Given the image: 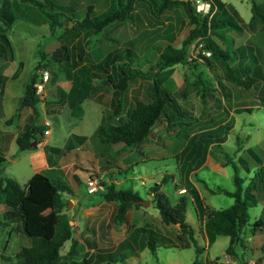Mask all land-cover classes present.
<instances>
[{
  "label": "rangeland",
  "instance_id": "rangeland-1",
  "mask_svg": "<svg viewBox=\"0 0 264 264\" xmlns=\"http://www.w3.org/2000/svg\"><path fill=\"white\" fill-rule=\"evenodd\" d=\"M150 1L139 0V7L146 6L145 4ZM156 1L153 0V2ZM88 2L94 3L99 2V0H0L1 16L5 21L7 20L5 29L0 30V33H3L7 40H0V83H4L1 96L3 103L0 104V152L6 158L2 174L13 177L21 186L33 172H42L49 176L57 186L60 197L67 199L62 211L72 215L73 218L70 223L73 226V236L77 239L74 246L75 252L67 253L70 240H65L59 249L58 257L51 264H74L82 256L90 253L94 256L98 255L99 252L97 251L99 250L96 247L107 246L111 248L110 253L107 252L110 260L116 258L110 262L111 264H190L194 258H197L200 264H242L243 259H245V264H256V261L264 264V186L261 193L260 191L255 193L256 203L247 207V226L257 217H260L263 223L254 233L249 232L246 228V233L242 236V245L238 244L233 248L236 257L225 252L228 237L222 234H208L209 237L206 235L208 244L200 239V243H204V248L197 257L194 256L192 245L188 247L173 245L172 242L175 240L174 227L177 224H164L158 219L157 210L150 202L151 196L149 195V187L154 182H160L163 175L166 178L161 181L160 189L165 193L170 203L174 202L178 194L184 193V191L181 193L175 192V188L183 184L186 168H190L196 163L195 159L189 162L188 158H184V153L180 155L175 153V150L183 144L190 130L202 129L203 126L217 123L220 121L219 119H222L223 113L219 112L222 104H219V102H222V96L227 99L228 104L230 100L231 102L235 100L236 104L242 102L248 104L250 109H242L239 113L234 114L230 122L235 123V130L229 132L225 145L213 148L212 153L222 155V159H226L224 167L215 171L205 165L196 174L192 175L201 191L204 202L214 208L227 206L232 202V197L218 191L216 188L230 190L235 187L233 166L238 175L242 177V185H245L257 167L264 163V38L250 39L247 45L241 48L243 54L240 57V63L243 68L246 65L247 70L245 71L242 68L240 71L238 69L233 71L240 79L251 77L252 83L249 87H241L236 84V92L230 87V84L229 86L222 85L223 80H225L223 77V74H225L224 67L218 66L217 69H210L211 67H207L204 63L197 65V62H194L193 64L192 56L199 51L197 42L194 46L197 51L191 50L192 41L186 45V64H177L176 67L173 66L159 73L158 78L161 85L171 91L172 96L175 97L176 102L183 111L180 114L174 111L171 112L176 113V115L170 119L174 122L170 124L167 130L163 129L166 120L159 118L154 122L153 130H151L153 137L159 129L164 130L163 133L158 132V142L155 146L157 151H152L157 156H148L146 159L142 157V161L138 159L137 162L132 163L130 168L127 169V176L124 177V181L118 185L121 188L130 187L139 194L142 200H148L150 197L147 203L142 204L144 210H141V213L144 215L143 219L148 221V226L155 229L153 234L144 233L142 236L139 232H135L132 236V242L137 247L138 256L126 254L118 259L116 255L122 252L120 246H118V241L127 234L128 230L124 228L126 224H114L111 221V212L114 210L113 202L110 203V209L106 212H103L105 209H100L102 205L93 209L94 206L91 204L96 198L98 190L94 192L87 191L85 180L89 174L96 175L97 178L101 177L97 172L101 169L108 170V174L112 177H123L121 157L125 151L114 153L117 147L115 144H106L98 140L94 133V127L99 122V109H97L94 101L85 97L87 95L81 96V98L79 96L77 99H80V102L76 99L75 105H72L71 100L62 105L60 94H63L66 88L61 84L60 79L64 77L66 70L64 68L68 67V65L65 66L68 58L62 56L58 57L59 60H56L50 57L51 53L49 55L43 53V57H40L41 47L46 50L47 45H49L51 48L55 47L53 50H56V47L59 46L62 32L61 23H58V21L62 19L63 15H68L71 19L72 13L75 14L78 7L82 4L84 6ZM231 2L235 3L234 0H231ZM228 7L230 6L228 5ZM85 10L81 9L79 11L82 14L81 18L85 16L87 12ZM50 14H52L54 23H52V18L49 17ZM157 15L150 12L148 18L151 19ZM177 18H180L181 23L176 31L173 30L174 28L170 23L171 27H168V34L165 35L168 36L167 41L180 44L188 29V23H184V21H187V16L182 7L175 16H170L169 22ZM159 20L162 19L149 20V25L143 30L142 19L135 22L131 18L128 20V23L129 21L131 23L129 35L128 32L116 35L113 31H104V28L100 31L93 30V33L89 32L88 40L83 41L85 49L89 50L88 55L93 57L97 51L99 52L103 48H113V46L118 45L131 35V47L140 54L132 55L130 64L137 67V64L140 63L148 71L151 68L149 69L147 63L151 61L150 65H152L155 61H153L154 57L152 56V54H155L152 45L155 48L156 45L166 42L165 36H159L155 33H160L159 28H157ZM221 27L215 29L218 35L221 34ZM147 28H149L148 31ZM232 31L234 30L232 29ZM214 37L219 39V42L221 41V46L229 47L230 41L228 38L220 39L216 35ZM97 38L100 40H97ZM97 43L98 46H96ZM125 44H127V41H125ZM123 46L122 43L120 47ZM90 59L86 56L85 61L89 62ZM39 60H42L44 67L49 71L48 79L50 74L51 77L45 82V94L47 95V92H49L47 95L49 100L37 98L35 102L36 122L44 123L45 119L48 118L50 133L45 144L40 143L34 149L17 150L14 139H10V137L7 139L5 131L17 134L23 122L28 119L31 113L28 106L20 107L18 103L30 73ZM126 66H129V64L126 63ZM114 69H116V66ZM194 72L201 77V81L196 80V86L192 83L193 86H191L189 82H191V78H194ZM230 83L234 84L233 82ZM180 84L182 85L180 86ZM201 87L205 93L203 94L205 110L199 114L198 111L202 106L199 96ZM180 88L186 90L185 97L179 96L178 90ZM227 91H229V95H227ZM228 97H230L229 100ZM67 101L64 98V102ZM49 107L54 109L51 116L48 115ZM69 109L72 110L70 114L73 117L65 120H73L72 125L65 123L62 116L59 118L56 115V110H60L61 114L67 112V116H69ZM167 114L170 115L169 112ZM209 116H211V124L207 123L206 120L203 123L202 121ZM228 126L220 127L217 129V133L224 134L225 131L223 130L227 129ZM68 130L84 133L85 141L77 144L82 149L73 151V149L62 147L65 140L64 135L69 132ZM44 135L43 133V137ZM1 140L4 141L5 145L1 146ZM192 140H195V138H192ZM69 141L72 144L76 143L72 137H69ZM49 146H56L59 149L54 150ZM5 147H7L6 151L3 149ZM138 149L136 147L128 151L132 158H137L138 154L140 155ZM42 155H47L49 162L53 161L56 165H61L65 161H71L72 164L68 166L62 164L61 167L57 166L56 169L48 170L46 169L47 166H44ZM74 170L77 176L73 174ZM203 180L207 182V185L213 191L203 188ZM174 182L175 186L173 185ZM184 194L186 195V193ZM4 206L0 196V255L1 253H14L21 245L28 243L27 236L20 230L18 222H2L1 211ZM131 209H134V211ZM137 209L140 210L141 208L128 207L127 216L130 217L131 213H135ZM99 211L103 213V219L98 223L94 218L92 220L91 218L95 217ZM196 212L195 206L193 207L187 200L184 212L185 220L193 227L199 224ZM201 227L204 231L206 224L201 225ZM161 234L165 237L162 238ZM148 240H153L155 244L154 253H151L146 245ZM91 243L94 246H91ZM0 264H4L1 257ZM98 264H104V262Z\"/></svg>",
  "mask_w": 264,
  "mask_h": 264
},
{
  "label": "trees",
  "instance_id": "trees-1",
  "mask_svg": "<svg viewBox=\"0 0 264 264\" xmlns=\"http://www.w3.org/2000/svg\"><path fill=\"white\" fill-rule=\"evenodd\" d=\"M114 1V7L101 12L97 17L91 18L86 12L85 16L79 19L75 25L81 27L91 26L97 31L109 21L128 16V10L134 0ZM157 1H159V10L174 3L181 4L184 7L187 16L186 22L188 23L187 32L178 45H173L169 42L156 45L155 48L158 50V58L153 66L149 67V69L151 68L150 70L143 72L137 68H131L130 78L144 77V74H147L145 76L148 80L147 95L146 97L136 99L123 119L118 120L116 123L98 124L95 127L94 133L100 142L111 143L120 141L127 147H133L147 137L154 122L159 118L166 120V127L167 129L169 128L170 124L174 122L170 119L174 118L173 116L176 113L180 114L183 110L176 102L175 97L172 96L171 91L159 83L156 79V74L170 66L186 64V45L194 39L197 40L199 49L204 48L209 50L208 55L198 52L207 67L214 69V62L216 61L220 66L225 68V74L231 81L239 85H245V80L238 78L230 70L227 62L230 60L229 55L223 49L219 40L214 37V35L218 34L215 31L217 27L230 25L225 19L221 20V18L216 16L217 8L207 17V15H200L194 10L193 1ZM214 2L218 7L221 5L219 0H214ZM229 6L237 14L235 9L231 5ZM58 13L61 14L59 11ZM52 14L49 17L52 18ZM63 17L58 23L63 21ZM52 23H54L53 18ZM6 24L7 20L5 21L0 13V30H4ZM0 40L7 41L3 33H0ZM62 56H67V47L65 44H60L50 54V57L55 59ZM40 57L42 58L43 55L41 54ZM44 66L42 60H39L35 64L25 84L23 94L19 99L18 105L20 107L28 106L31 113L28 119L23 122L18 133L15 134L14 141L17 150L36 148V144L42 139L43 130L46 128L45 123L36 122L37 110L35 102L37 97L33 89V82L37 76L36 71L39 67ZM196 77L200 82L201 77L197 74ZM122 78L123 73L121 72ZM191 83L193 85L196 84L195 81L189 82L191 86H193ZM202 87L199 90L200 98H203V94H205L202 91ZM178 94L181 97H185L186 90L180 88ZM172 111L176 113H171ZM195 134L199 136L202 145H206L209 141L213 140L212 138H215L217 145L219 144L217 143L219 134L215 129L194 132L191 136ZM5 161L4 154L0 152V196L5 205L1 211L2 222H18L20 230L27 236L28 243L21 245L14 253H1L0 257L4 264H51L58 257L59 249L63 242L68 239L70 241L67 247V253H74V246L77 243V239L73 236V226L69 223V220L73 218L72 215L62 211L67 199L61 198L57 186L46 174L39 171L33 172L25 183L20 186L13 177L2 174ZM263 176L264 163L259 165L249 181L245 185H242V177L238 175L233 166V182L235 187L230 190L220 187L217 188L224 194L231 196L232 202L224 207L205 208L204 224H206V227L204 231L201 227H193L184 219L186 207L185 195H179L173 203H170L164 192L158 189L159 184L154 182L149 187V192H151L150 202L155 206L162 223L177 224L176 227L173 226L175 240L172 244L179 247L192 245L194 256L197 257L200 254L199 252L204 248L203 244L198 243V239L203 232L206 233L207 237H209L208 234H222L228 237V243L224 249L225 252L236 257V252L233 248L238 244L242 245V236L246 233V228L249 232L254 233L263 223L262 219L257 217L247 226V207L256 203L255 193L262 192L264 186ZM100 183L103 185V190L99 189L96 197L113 202L114 210L111 212V221L114 224H119L124 221L125 212L128 207L143 206L142 203L138 202L140 199L139 194L131 188L115 187L113 182L102 183V179ZM138 229L139 227L136 228V230ZM142 230L143 234H153L150 228L142 227ZM161 236L162 238L165 237L163 235ZM121 242L123 244L125 239H122ZM146 245L149 247L151 253L155 252L153 240L146 241ZM96 249L99 250L98 248ZM98 255L101 257V260L103 259L105 261L104 264H111L110 262L112 260H109L110 258L107 253L103 251ZM74 264H97V261L94 259V254L91 255L90 253L89 255L82 256ZM190 264H200V261L194 258ZM242 264H245V259H243ZM256 264L261 263L256 261Z\"/></svg>",
  "mask_w": 264,
  "mask_h": 264
},
{
  "label": "crops",
  "instance_id": "crops-1",
  "mask_svg": "<svg viewBox=\"0 0 264 264\" xmlns=\"http://www.w3.org/2000/svg\"><path fill=\"white\" fill-rule=\"evenodd\" d=\"M219 2H221V5H219V7H218V6H216L214 0H211V3L214 7V10L217 8L216 16L218 18H221V20L225 19L227 22L230 23V25L222 26L220 28L221 34H219V35L217 34L216 36L220 37V39L221 38H223V39L228 38L229 39L230 45L228 48H226L224 45H222L223 49L228 53L229 58H230V60L227 61L228 65H229L230 70L232 72H234L233 70H235V69H238V71H240V69L243 68V66L240 63V57L243 54L241 52V48H243L244 45H247V42L250 39L264 38L263 37L264 36V0H234L235 3L231 2V0H219ZM158 4H159V1L153 2V0H151L149 3L145 4L146 6L143 5V6L139 7V0H134L132 2L130 9L128 10V13H129L128 16H126L125 18H122V19H114L112 21L107 22L106 24H104L99 29V31L104 28L103 29L104 31H110V32L113 31V33H115L116 35H119L120 33H125V32H128V35H129L131 23H130V21L128 23V20H130L131 18L135 22H136V20L142 19L143 30H145L146 26L149 25V20L155 21L156 18H161L162 20H159L157 23V28H159L160 33L159 34L157 32H155V33L159 36H165L166 42H169V41H167L168 36L165 34H168V31H169L168 27H171L170 23L172 24V26L174 28L173 30H175V31L178 28L179 24L181 23L180 18L179 19L177 18L176 20L173 19L172 22H169L170 16H175L180 11V7H182L183 10H184V7L181 4L174 3V4L167 5L165 8L159 10ZM114 5H115L114 0H99V2H94V3L88 2L87 4H84V6L82 4L81 5L82 7L81 6L78 7V10L75 12V14L72 13L71 19L69 18L68 15H65V17H63V21L61 22L62 35L60 37V44L66 45L67 56H65V58H68L66 65H65V66L68 65V67L67 68L63 67L66 70L64 72V77L62 79H60L61 84H63L66 88L65 92L63 94L62 93L60 94V97L62 99V105L64 103H68L70 100L72 101V105H75V101L79 96L81 98V96L87 95L85 97L90 98L92 101H94L96 106H97V109H99V112H98L99 122L97 123V125L100 123H116L118 120L123 119L126 116L127 111L130 109V107L132 106V104L134 103V101L136 99L146 97L147 88H148V80L145 77V76H147V74L146 75L144 74V77H136L135 79L130 78L131 68L135 67V66H131L130 57L132 55L136 56V55L140 54V52H138L136 49L134 50V48L131 47V39H132L131 35L128 38H125L124 40H122L118 45L113 46V48H108V49L103 48L101 51L100 50H99V52L97 51L96 54L93 55V57H90V55H88L89 50L85 49V45H84L83 41L88 40V37H89L88 34H89V32L93 33L94 28L91 26L90 27H88V26L87 27H81V26L75 25L76 22L79 19H81L82 14L79 12L81 9H86L88 15H90V17L93 18V17H97L101 12L111 9L112 7H114ZM228 5L233 6V8L235 9L237 14H235L231 10V8L228 7ZM150 12L158 14V15L154 16L153 17L154 19L153 18L149 19L148 17L150 15ZM127 17H128V19H127ZM185 22L186 21H184V23ZM162 25H164V27H162ZM232 29L234 31H232ZM148 30H149V28H147V31ZM97 40H100V39L97 38ZM125 41H127V44H125ZM195 42H197L196 39L192 40L191 50L193 49V50L197 51V49L194 47ZM122 43L124 44V46L120 47V45ZM169 43H171L173 45H178V44L173 43V42H169ZM197 45H198V50H199L198 52L201 53L200 49H199V44L197 43ZM96 46H98V43L96 44ZM152 47L155 51V54H152V56L154 57L153 61L155 60L153 62V64H154L158 58V50L156 48H154L153 45H152ZM54 48L55 47L51 48L49 45H47L46 50H45L41 47V52H42L41 54L44 53L46 55H49L51 53V51H53ZM198 52H196V54H194L192 56L193 64H194V62H197V65H199L200 63L201 64L204 63L203 60L201 59V57L199 56ZM86 56L91 58L90 59L91 61L86 62L85 61ZM237 58H239V59L237 60ZM56 60H59V59H56ZM126 63H128L129 66H126ZM150 63H151V61L147 63V65H149L148 67H151L153 65V64L150 65ZM132 64H133V62H132ZM144 65H146V63H144ZM214 65H215L214 69H217L218 66L220 67V64L216 61L214 62ZM115 66H116V69H114ZM171 67H173V66H170L168 68H171ZM174 67H176V65H174ZM135 68H137L138 70L143 71V72L147 71L143 68V66L140 63H138L137 67H135ZM168 68H166V69H168ZM163 70H165V69H163ZM163 70L159 71L156 74V79L158 81H159V78H158L159 73L162 72ZM243 70H245V71L247 70L246 65L243 68ZM121 72L123 73L122 79H121ZM261 72H262V70H261ZM193 74H194V78H191V82H193V81L197 82L196 80H198V79L196 77V73L194 72ZM160 75H163V74H160ZM50 77H51V74H50ZM50 77H49V79H50ZM223 77L225 80H223L222 85L223 86L224 85L229 86V84H230V87H232L234 92H236L235 91L236 83L231 81L224 74H223ZM246 77H249V76H246ZM120 79H121V81H120ZM132 79H133V82H132ZM242 80H245V85H239L238 84L241 87L242 86L249 87L252 83L251 77L245 78ZM229 81L233 82L234 84H231ZM159 83L161 84V81H159ZM144 85H147V86H144ZM3 89H4V83L2 82V83H0V104L3 103V99L1 97L2 93H3ZM81 90H83V91H81ZM48 94H49V92H47V95ZM47 95L45 94L44 99L48 101L49 99H48ZM227 95H229V91H227ZM64 98L67 99L68 101L64 102ZM229 98L230 97H228V100H229ZM77 100H78V102H80V99H77ZM221 100H222V102L221 101L219 102V104L222 103L219 112L223 113L222 119H219L220 121L217 123L211 124V116H209L208 118H205L202 122L204 123V121L206 120V122L210 123L211 125L203 126L202 129L198 128L197 130H190V132H188L183 144L175 150L176 151L175 153H178L180 155H181V153H184L185 154L184 158L185 159L188 158L189 162L192 159H195L196 164L194 166H191L190 168L187 166L188 168H186V170L184 172L183 184L176 186L175 192L181 193L182 191H180V189L184 188V193H186V195L184 193H181V194L185 195L186 201L188 200V202H190V204L193 207L195 206V209L197 211L196 214H197L198 220H199V224H197V226H195L196 228L201 227V225L204 224L205 208L206 207H213V206H211L210 204L208 205L204 202L201 191L199 190V188H198L195 180L193 179L192 175L196 174L198 172V170L202 166H205V165H207L208 167H210L211 169H213L215 171H218L220 168L224 167V163H226V159H222V155H217L214 152L212 153L213 148L215 146L225 145V141L227 140L229 132H232L235 130V123L230 122V120L234 117V114L239 113L242 109H244V110L250 109L249 105L246 103H243V102L241 104H236L235 100H232V102L230 100V103L228 104L227 99L223 96L221 97ZM200 101H202V106L200 107V109L198 111L199 114L205 110V107H204L205 102H204L203 98H200ZM48 109H49L48 115L51 116V114H53L52 112L54 109H52L50 107ZM71 111L72 110H70V109L68 110L69 116H67V112H65L64 114H61L60 110H56V115L59 116V118H60V116H62L65 123H69L70 125H72L74 123L73 120H65L69 117H73L70 114ZM212 121H213V119H212ZM45 122H47L46 127L48 129V132H47V134L45 133L42 140L37 142V144H36L37 146H39L40 143L45 144L46 143L45 141L48 139V135L50 133V127L48 125L49 124L48 118L45 119L44 123ZM226 125L227 126L229 125V126L227 129L223 130V131H225V133L224 134L220 133L219 137L217 138V139H219L217 142V143H219L218 145L216 144L215 138H212L213 140L209 141L206 145L200 146V145H202L201 144L202 142L200 141L199 136L192 135V137H191V134L194 132H199L201 130L204 131L207 129H215L217 131V129H219L220 127H223V126L225 127ZM153 126L151 127L150 131L148 132L147 137L133 147H127V146L123 145V143L120 141L110 143L113 145L115 144L117 146L116 149L114 150V153H116L118 151L119 152L125 151V153L121 157V163H122V165H121L122 170L121 171L123 172V177L122 176H121L122 178L121 177L117 178L116 176L112 177L108 174V170H106V169L97 170V172L101 176V177H99V179H100V181L102 179V183L113 182L115 187H119L118 185L122 184V182L124 181V177L127 176L126 175V173L128 171L127 169L130 168L132 163L137 162L138 159H139V161H142L143 160L142 157L144 159H146L148 156H151V157L157 156L152 151H157V147H155V146L158 142V139H157L159 137L158 132L163 133L164 132L163 129L167 130V127L165 124V128H163V129L161 128L158 131H156L154 133V137H153L151 135L152 134L151 130H153ZM95 127H94V130H95ZM68 131L69 132L66 133V135H64L65 140H64L62 147H65L67 149H73V151H77L78 149H82L81 146L77 145V144L85 141L84 133L74 132L71 130H68ZM5 132L7 135V139H8V137H10V139H12V138L14 139L15 134L10 133L9 131H5ZM174 134H175V132H174ZM69 137H72V139H75L76 143L72 144V142L69 141ZM192 138H195V140H192ZM192 142H195V143L193 144ZM106 144H108V143H106ZM153 144H154V146H153ZM3 145H5L4 141L1 140V146H3ZM49 147L54 149V150L59 149L56 146H54V147L49 146ZM136 147L139 148L138 150L140 151V155L138 154L137 158H132L130 156V154L128 153V151L131 150V148H136ZM237 148H238V146H237ZM4 149H5L4 151H6L7 147H5ZM201 149H203V151L200 152ZM41 157H43L42 159L44 162V166L46 165L47 166L46 169H48V170L56 169L57 166L61 167L62 164L67 165V166L69 164H72L71 161H69V162L65 161L61 165L60 164L56 165V163L53 161L49 162V160L47 159V155H42ZM117 169H118V171H120L119 168H117ZM73 174L76 175L75 170L73 171ZM141 177H143V176H141ZM164 178H166L165 175H163L161 177L160 182H156L159 184V186H158L159 190H161L160 184ZM173 185L175 186V182L173 183ZM126 188H130V187H126ZM203 188L208 190V191H213L212 188L209 187L207 185V182H205V181L203 182ZM150 193L151 192H149V195H150ZM181 194H178L175 197V199ZM149 198H148V200H149ZM73 199H75V198H73ZM110 203H111V201H105L101 198L96 197L93 200L91 205L94 206L93 209H96V207H99L100 205H102V206H100V209L103 208V209H105V211H103V212H106V210L110 209ZM111 206H112V204H111ZM133 208H141V209L140 210L137 209L138 211L136 210L135 213H131L130 217H128L126 214L127 210L125 212L124 221L122 223L126 224V226L124 228L128 231H127V234H125L118 241V246H120V248L122 250L121 253L116 255L118 257V259L122 255H126V254L129 256H138L139 252L137 250V247L135 245H133V242H132V236L134 235L135 232H139L140 235L142 236L143 235L142 227L150 228V229H152L153 233L155 232L154 228H152L151 226H148V221H145L143 219L144 215L141 213V210H144V209L142 207H133ZM131 210L134 211V209H131ZM96 214L97 215L95 217H92L91 220L94 218L99 223L103 219L102 218L103 213H100V211H99ZM184 216H185V214H184ZM158 219H159V216H158ZM184 219H185V217H184ZM137 227H139L138 230H136ZM201 228L203 230V227H201ZM122 239H125V242H123V244L121 242ZM200 239L204 243L208 244V240L206 238L205 232H203L200 235V237L198 239V243H200ZM127 244H129V245H127ZM91 246H94V245L91 243ZM96 248H98V247H96ZM98 249H99V251H97V250L96 251L99 253H102L103 251L105 253H107V252L110 253L111 248L107 246V247H99ZM95 256H94V259L97 261V264L100 262L105 263V261L103 259L101 260V257L99 255H95ZM115 259L116 258H114V260ZM114 260H112V261H114Z\"/></svg>",
  "mask_w": 264,
  "mask_h": 264
},
{
  "label": "built area",
  "instance_id": "built-area-1",
  "mask_svg": "<svg viewBox=\"0 0 264 264\" xmlns=\"http://www.w3.org/2000/svg\"><path fill=\"white\" fill-rule=\"evenodd\" d=\"M193 7L196 12L200 15H207L209 17L213 11L214 7L211 0H193ZM200 52L208 55L209 50L201 48ZM49 76V71L46 67H40L37 72L36 79L33 82V89L36 97L38 99H44L45 96V82ZM47 122H45L46 124ZM47 127L43 130V133H47ZM87 191L94 192L95 190H103V185L100 183L99 178L96 175L89 174L85 180ZM184 191V188L180 189Z\"/></svg>",
  "mask_w": 264,
  "mask_h": 264
},
{
  "label": "water",
  "instance_id": "water-1",
  "mask_svg": "<svg viewBox=\"0 0 264 264\" xmlns=\"http://www.w3.org/2000/svg\"><path fill=\"white\" fill-rule=\"evenodd\" d=\"M184 1H187V0H184ZM188 1H191V2H192L193 0H188ZM138 202H140V203L143 204V203H147L148 200H142V199H139ZM70 222H71V220H69V223H70Z\"/></svg>",
  "mask_w": 264,
  "mask_h": 264
}]
</instances>
